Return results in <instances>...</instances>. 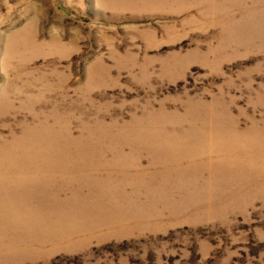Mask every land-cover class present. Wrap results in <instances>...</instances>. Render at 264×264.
<instances>
[{
	"label": "rangeland",
	"instance_id": "1",
	"mask_svg": "<svg viewBox=\"0 0 264 264\" xmlns=\"http://www.w3.org/2000/svg\"><path fill=\"white\" fill-rule=\"evenodd\" d=\"M0 264H264V0H0Z\"/></svg>",
	"mask_w": 264,
	"mask_h": 264
}]
</instances>
